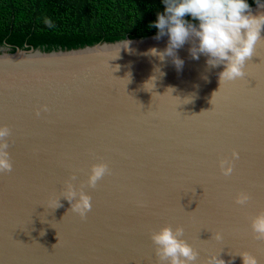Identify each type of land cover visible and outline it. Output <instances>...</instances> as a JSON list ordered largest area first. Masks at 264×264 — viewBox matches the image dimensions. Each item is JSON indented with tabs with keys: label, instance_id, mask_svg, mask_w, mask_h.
I'll return each mask as SVG.
<instances>
[{
	"label": "water",
	"instance_id": "95a60500",
	"mask_svg": "<svg viewBox=\"0 0 264 264\" xmlns=\"http://www.w3.org/2000/svg\"><path fill=\"white\" fill-rule=\"evenodd\" d=\"M251 8L264 12V0ZM156 33L0 48V125L10 128L13 165L0 173V264H159L151 235L164 226L184 228L195 264H242L244 251L264 264L251 228L264 212V39L245 75L220 84L223 66L191 58V42L177 50L180 69L148 54L167 46ZM100 162L110 171L88 187ZM68 182L91 196L84 218L61 196Z\"/></svg>",
	"mask_w": 264,
	"mask_h": 264
},
{
	"label": "clouds",
	"instance_id": "9594fccd",
	"mask_svg": "<svg viewBox=\"0 0 264 264\" xmlns=\"http://www.w3.org/2000/svg\"><path fill=\"white\" fill-rule=\"evenodd\" d=\"M161 2L164 9L156 13L157 18L150 22L149 27L158 30L154 39L159 40L167 36L168 42L163 50L152 47L148 54L158 56L161 61L166 57H172L173 63L180 69L184 60L177 55V50L186 42H191L189 48L191 58L198 60L204 55L210 68L223 66V70L218 74L220 84L245 75L247 61L254 55L257 43L264 39L262 35L264 12L254 14L248 0H161ZM44 23L48 27H54L51 19L45 18ZM155 79L153 76L148 81L153 87ZM169 90L171 93L174 91L171 87L167 91ZM44 110H47L46 106ZM9 135L10 128L7 125H0V173L11 171L13 167L6 139ZM238 156L239 153L233 151L232 157ZM220 170L225 177L230 176L234 170L233 160H222ZM109 171V166L105 162L92 164L87 186L96 187L97 182ZM61 196L72 202L71 210L78 213L81 218H84L92 208L91 196L83 187L77 190L71 182L66 184ZM60 197H57L56 208L61 206ZM249 199L248 193L241 192L236 196L235 202L244 205ZM251 228L256 239L264 240V212L252 218ZM183 234L184 228L181 226L175 229L164 226L152 233L151 239L157 246L159 264H195L198 252L182 238ZM215 239H222V234L215 233ZM238 255L242 258V264H259L257 257L247 251ZM208 264H225V261L219 256H214L209 258Z\"/></svg>",
	"mask_w": 264,
	"mask_h": 264
},
{
	"label": "trees",
	"instance_id": "16d2710c",
	"mask_svg": "<svg viewBox=\"0 0 264 264\" xmlns=\"http://www.w3.org/2000/svg\"><path fill=\"white\" fill-rule=\"evenodd\" d=\"M163 9L161 0H0V48L50 51L144 37L158 31L149 24Z\"/></svg>",
	"mask_w": 264,
	"mask_h": 264
},
{
	"label": "snow or ice",
	"instance_id": "6c2138e0",
	"mask_svg": "<svg viewBox=\"0 0 264 264\" xmlns=\"http://www.w3.org/2000/svg\"><path fill=\"white\" fill-rule=\"evenodd\" d=\"M259 242H261V243H264V240H258Z\"/></svg>",
	"mask_w": 264,
	"mask_h": 264
}]
</instances>
